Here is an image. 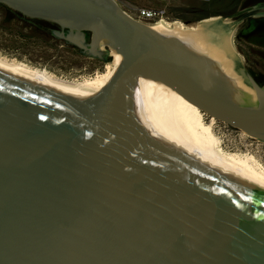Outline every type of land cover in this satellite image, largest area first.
<instances>
[{"label": "water", "instance_id": "1", "mask_svg": "<svg viewBox=\"0 0 264 264\" xmlns=\"http://www.w3.org/2000/svg\"><path fill=\"white\" fill-rule=\"evenodd\" d=\"M0 4L126 64L97 101L0 66V264H264V190L153 129L135 92L140 80L168 84L264 142V86L247 69L234 67L250 93L118 0ZM244 12L235 24L264 7Z\"/></svg>", "mask_w": 264, "mask_h": 264}, {"label": "rangeland", "instance_id": "2", "mask_svg": "<svg viewBox=\"0 0 264 264\" xmlns=\"http://www.w3.org/2000/svg\"><path fill=\"white\" fill-rule=\"evenodd\" d=\"M118 2L136 19L138 11L142 8L167 11L165 19L149 25L163 23L172 27L173 24L180 22L183 27L195 30L201 23L218 20H207L210 19L209 10L220 8L226 10L232 5L230 0L211 4L197 0H118ZM8 15L5 9L0 8V23L4 24V27H0V60L47 71L57 79L70 83L94 79L106 71L108 64L114 66L117 74L123 71L117 66L121 57L116 54L109 62H104L82 54L79 49L64 44L65 41L59 38L46 42L48 39H43L41 35L40 37L33 35L35 33L33 30L23 29V24L15 20L9 25L5 24L4 20ZM223 22L228 26L222 24L221 29L228 32L234 51L226 47L223 49L230 54L235 52L240 55L238 64L245 69L251 68L250 70H253L264 83V47L248 43L246 38H241V25L235 24L234 19H224ZM229 78L235 80L231 75ZM249 90L248 88V92ZM182 109L185 125L203 146L219 150L231 161L264 178V142L211 117L198 107L183 105Z\"/></svg>", "mask_w": 264, "mask_h": 264}, {"label": "bare ground", "instance_id": "3", "mask_svg": "<svg viewBox=\"0 0 264 264\" xmlns=\"http://www.w3.org/2000/svg\"><path fill=\"white\" fill-rule=\"evenodd\" d=\"M207 20L211 21L201 23L196 30L185 28L180 22L173 24L172 27L166 26L163 23L150 25V27L157 33L173 38L190 49L214 59L218 62L223 73L228 77L231 75L235 79L234 81L230 80L236 86L243 89L246 93H250L251 90L248 92L249 87L247 86L248 88H246L244 84L240 83L239 75L234 71V67L240 62V55L235 52L230 54V52L223 49L226 47L234 51L228 32L221 29L222 24L227 26L228 24L224 23V20L220 17H210ZM116 55L120 57L118 54ZM0 66L36 81L97 101L105 98L115 88L125 70L126 64L120 58L117 66L123 70L121 73L117 74L114 66L108 64L104 73L99 74L94 79H84L85 81H79L78 83H70L57 79L47 71L32 68L21 63L13 64L0 60ZM135 92L140 108L153 129L175 140L233 177L264 190V178L251 172L248 168L231 161L222 155L219 150L203 146L193 136L190 129L184 123L181 111L183 110V105H195L181 93L168 84L153 80L137 81Z\"/></svg>", "mask_w": 264, "mask_h": 264}, {"label": "flooded vegetation", "instance_id": "4", "mask_svg": "<svg viewBox=\"0 0 264 264\" xmlns=\"http://www.w3.org/2000/svg\"><path fill=\"white\" fill-rule=\"evenodd\" d=\"M222 1L223 0H210L209 2L221 3ZM230 1L232 2V5H230V7H228V9L226 10H220L221 8L216 10L215 9L209 10V17H216V16L231 17V19H234L235 22H237L239 19L242 18V16L245 13L244 12L245 10L250 8L264 7V0H230ZM237 25L238 26L241 25L240 37L251 39L252 37L256 36L255 34L253 36V33H255L258 28L264 27V16L256 17V18H247L237 23ZM256 39H259V41H261L264 39V36L256 37ZM250 69L251 68H248L247 70L250 72ZM259 81L264 86L263 81L262 80Z\"/></svg>", "mask_w": 264, "mask_h": 264}, {"label": "trees", "instance_id": "5", "mask_svg": "<svg viewBox=\"0 0 264 264\" xmlns=\"http://www.w3.org/2000/svg\"><path fill=\"white\" fill-rule=\"evenodd\" d=\"M197 1H199V0H197ZM200 2H204V1H200ZM204 3L211 4L210 2H204ZM0 8L5 9V11L8 12V14H9L8 18L6 20H4L5 24L8 23V25H9V24H11L12 21L15 20L18 23L23 24V29L29 28V29L33 30V32H35V33H33V35H36V36L41 35V37L43 39H45V40L48 39L46 42L54 40V39L57 40V37H55L51 33V30L52 29H58L59 28L58 25L51 23V22H48V21H45V20L32 19V18L26 17L22 13L11 9L4 4H0ZM204 18H206V17H204ZM0 27H4L3 22L0 23ZM254 34L256 35L255 37H252L251 39L246 38L245 40L248 43L256 44V45H259L261 47H264V39L261 41H259V39H256V37L264 36V27L258 28L257 31L255 33H253V36H254ZM64 44H66V42ZM73 48L78 49L74 46H73ZM250 73L260 83V81H259V80H261L260 77L257 76V74L253 70H250Z\"/></svg>", "mask_w": 264, "mask_h": 264}, {"label": "built area", "instance_id": "6", "mask_svg": "<svg viewBox=\"0 0 264 264\" xmlns=\"http://www.w3.org/2000/svg\"><path fill=\"white\" fill-rule=\"evenodd\" d=\"M199 1L209 2L210 0H199ZM166 14H167L166 10L142 8L138 11L137 20L151 24L159 20L165 19Z\"/></svg>", "mask_w": 264, "mask_h": 264}, {"label": "crops", "instance_id": "7", "mask_svg": "<svg viewBox=\"0 0 264 264\" xmlns=\"http://www.w3.org/2000/svg\"><path fill=\"white\" fill-rule=\"evenodd\" d=\"M204 20V19H203Z\"/></svg>", "mask_w": 264, "mask_h": 264}]
</instances>
